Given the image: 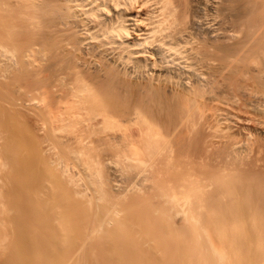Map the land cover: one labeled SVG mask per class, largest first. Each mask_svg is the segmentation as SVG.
<instances>
[{
  "label": "bare ground",
  "instance_id": "bare-ground-1",
  "mask_svg": "<svg viewBox=\"0 0 264 264\" xmlns=\"http://www.w3.org/2000/svg\"><path fill=\"white\" fill-rule=\"evenodd\" d=\"M0 264H264V0H0Z\"/></svg>",
  "mask_w": 264,
  "mask_h": 264
},
{
  "label": "rangeland",
  "instance_id": "rangeland-1",
  "mask_svg": "<svg viewBox=\"0 0 264 264\" xmlns=\"http://www.w3.org/2000/svg\"><path fill=\"white\" fill-rule=\"evenodd\" d=\"M124 164V165H123ZM110 168L108 170L109 176L112 183L116 184V185H125L128 184V181L123 177V174L121 173V171L119 170L120 167H124L125 163L122 162H117L116 164L112 163L111 165H109ZM113 169V170H112ZM114 174V175H113ZM126 182V183H125ZM124 183V184H123ZM132 183V182H131ZM130 185V183H129ZM130 194V192L128 193L126 190L123 192V195Z\"/></svg>",
  "mask_w": 264,
  "mask_h": 264
}]
</instances>
